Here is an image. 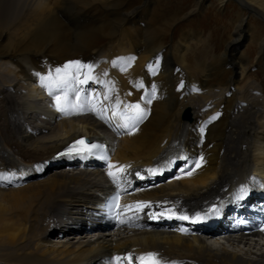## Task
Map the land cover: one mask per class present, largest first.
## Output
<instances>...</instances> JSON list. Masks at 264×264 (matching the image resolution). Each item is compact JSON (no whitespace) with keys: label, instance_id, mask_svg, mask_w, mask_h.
<instances>
[{"label":"bare ground","instance_id":"6f19581e","mask_svg":"<svg viewBox=\"0 0 264 264\" xmlns=\"http://www.w3.org/2000/svg\"><path fill=\"white\" fill-rule=\"evenodd\" d=\"M25 1L22 17L10 22L5 16L20 1L0 0V174L7 177L0 178V264H264V243L238 224L264 211V87L256 99L240 92L247 46L264 57V0L233 3L210 66L223 79L211 88L206 74L203 91L189 64L177 67L180 56L166 35L159 40L150 27L158 14L144 4ZM11 29L21 34L8 43ZM131 33L134 41H125ZM129 45L161 67L138 71ZM65 74L67 85L57 88ZM65 94L78 105L70 112L56 107ZM136 104L143 119L129 107ZM77 135L103 142L109 162L63 153ZM114 186L124 192L123 211L110 227L100 202ZM137 202L148 206L138 210ZM216 217L207 232L202 224ZM147 253L157 255L141 261Z\"/></svg>","mask_w":264,"mask_h":264},{"label":"rangeland","instance_id":"374dc122","mask_svg":"<svg viewBox=\"0 0 264 264\" xmlns=\"http://www.w3.org/2000/svg\"><path fill=\"white\" fill-rule=\"evenodd\" d=\"M19 1L20 3L26 2L25 0ZM196 2L197 0H144V2L143 0H129V8H133L141 3L144 4V8L148 7L146 12L158 14L157 18L150 19V27L160 34L158 36L159 40L160 38H164L166 35L165 41L175 49L177 52L176 55L180 56L178 59L179 65L177 67L180 68V65L183 66V63L189 64L190 66L187 65L189 71L191 70L189 78L193 81L196 90H202L200 89V85L204 83L203 79L206 74L212 73V76H210L212 81L209 82L210 85H213L223 79V77L220 79L218 77L220 74H216V69L210 66H212L213 60L214 62L217 60L216 58L219 55L222 46H224V43L220 42V37L226 38V33H224V31H226V26H229L228 21L233 18V9H235L233 3L239 7L240 3L237 0H233V2L229 1L223 8H220L216 4L217 1L213 0L211 3L200 9ZM20 3L18 2V4H14L15 7H12V9L6 14L5 18L8 21L17 22L22 17L18 13H20L21 10H23L22 12L24 13L27 8L24 7V5L27 3H23V5ZM225 7H227V9ZM249 12L250 11H246V18L249 17ZM21 15L23 14L21 13ZM150 16L151 14H148L145 18H149ZM256 18L259 19L258 16H256ZM18 28H21L20 30H22V28L26 29V26H19ZM146 30V28H143L137 31L143 35ZM20 34L21 31H16L14 29L8 31V43H13L18 39ZM254 35L255 31L253 33V36ZM128 39H131V42H133L134 33L129 34L125 38V41ZM130 48L131 46L129 45L127 54L136 56L134 66L138 69V71H149L155 66L159 68L161 67L160 65L162 63L160 62V59L153 64L148 63V54L145 53L144 56H142L143 53L136 55L135 50H131ZM256 48L257 46L251 43L247 46L246 52L248 57H250L248 62V71L243 78H240V92L242 93L244 91L243 96L246 97L247 100L252 98L256 99L257 95L260 98L263 93L261 88L264 87V57L262 60L258 58V55H256L255 52ZM123 57L125 56L123 55ZM96 62L97 59L93 62V64H95L93 65V68H96ZM224 65L227 69L231 67L230 62H227V64L225 63ZM227 74L228 72L226 73L225 70L224 77L229 80V75ZM181 83L182 82L177 81L175 89H179ZM224 86L226 85H223V87ZM215 87L220 88V84ZM211 88H214V85ZM181 159H179L180 162L182 161ZM177 168L178 167H175V169ZM175 169H173L172 172L175 171ZM107 222L110 224V227L114 224L110 218H107Z\"/></svg>","mask_w":264,"mask_h":264},{"label":"snow or ice","instance_id":"6c2138e0","mask_svg":"<svg viewBox=\"0 0 264 264\" xmlns=\"http://www.w3.org/2000/svg\"><path fill=\"white\" fill-rule=\"evenodd\" d=\"M71 65H79L80 62L79 61H72V62H69ZM69 67V65H65V69H67ZM57 74H59L61 72L60 69H57ZM44 79V78H42ZM73 79H75V77H73ZM67 74H65L64 77H61L59 80L56 81V87L57 88H63L64 86L67 85ZM85 81H81V83H83ZM50 94L51 91H50ZM56 99V107L61 111V112H70V110L73 108V107H78V105H73L71 103V101L68 99V96L67 94L64 95L63 97V103L61 102L62 101V98L61 96H56L55 97ZM129 107L131 108H134V109H137L138 112L136 113V116H135V119L139 120V119H143L145 113L142 109H140V105L139 104H136V105H130ZM84 141H77L75 144H73L70 148V151L73 150V149H76L78 152L79 151H88V152H91L92 148H95L97 147L96 145H91V147H85L84 149H77V145L78 144H83ZM111 167V165H110ZM189 175L191 174V172L189 171L188 173ZM108 175L110 177L113 178V180L117 179V175L112 173V172H109ZM0 178H3V179H7V177L3 176L2 174H0ZM148 204L145 203V202H137V204L135 205V207L138 209V210H143L144 207H147ZM126 207H133L132 205H129V206H126ZM181 219H187V217H181ZM123 222V221H122ZM157 254L156 253H147L146 256H141L139 259L141 261L145 260L146 257L147 258H154ZM121 258L120 257H116V260L119 261ZM129 259H131V257H129ZM151 264H160V261L159 260H151ZM172 264H178V262H175L173 261Z\"/></svg>","mask_w":264,"mask_h":264},{"label":"water","instance_id":"95a60500","mask_svg":"<svg viewBox=\"0 0 264 264\" xmlns=\"http://www.w3.org/2000/svg\"><path fill=\"white\" fill-rule=\"evenodd\" d=\"M183 116H184V118L189 119V113H188V111H185Z\"/></svg>","mask_w":264,"mask_h":264}]
</instances>
